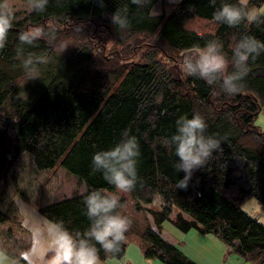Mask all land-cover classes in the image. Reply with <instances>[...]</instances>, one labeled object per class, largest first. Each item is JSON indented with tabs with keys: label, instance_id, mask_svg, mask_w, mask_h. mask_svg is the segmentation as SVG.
Returning a JSON list of instances; mask_svg holds the SVG:
<instances>
[{
	"label": "trees",
	"instance_id": "obj_1",
	"mask_svg": "<svg viewBox=\"0 0 264 264\" xmlns=\"http://www.w3.org/2000/svg\"><path fill=\"white\" fill-rule=\"evenodd\" d=\"M162 1L168 11L160 13L153 12L159 0L144 8L131 0H102L103 6L101 0H49L44 12L31 10L20 17L15 11L14 27L0 50V192L11 185L27 200L18 184L25 178L19 176L21 157L29 159L36 173L60 167L76 188L70 196L38 203V213L62 221L71 231H84L90 223L84 196L101 188L116 191L102 173L92 171V157L128 130L141 151L138 182L128 192L134 208L144 210L143 204L152 203L156 195L161 199L158 209L147 207L151 222L139 237L145 259L197 264L162 235L165 222H170L182 232L194 229L215 237L248 264H264V224L241 208L251 198L264 207V131L255 125L256 117L264 115V74L252 73L264 68V53L250 61L244 87L234 96L187 75L179 62L212 39L224 44L230 59L242 35L264 42V23L229 27L215 22L213 13L221 0L216 7L209 0ZM263 2L249 0L248 7L256 10ZM125 7L130 26L122 30L111 23V15ZM70 27L82 30L78 38L62 39L69 40L68 46L48 42V35H65ZM100 27L106 29L105 45L110 43L107 57L103 46L92 40L93 30ZM35 28L45 35L33 45H21L18 34ZM20 48L47 56V64L39 66V79L25 75ZM130 54L129 62L119 61ZM171 59L182 73L167 62ZM197 112L207 122L206 135L220 139L222 150L194 171L187 189H178L184 173L174 167L175 146L169 141L176 120ZM4 199L6 191L0 203ZM124 201L121 197V205ZM24 232L17 217L0 208V244L18 264H30L21 255L30 247ZM126 246L115 259L123 257ZM100 256L108 258L103 250Z\"/></svg>",
	"mask_w": 264,
	"mask_h": 264
},
{
	"label": "clouds",
	"instance_id": "obj_2",
	"mask_svg": "<svg viewBox=\"0 0 264 264\" xmlns=\"http://www.w3.org/2000/svg\"><path fill=\"white\" fill-rule=\"evenodd\" d=\"M248 2L237 0L236 3H228L221 0L213 13V20L229 27L264 23V15L249 9ZM48 3L49 0H28V6L36 12H44ZM131 3L144 8L151 0H131ZM209 3L216 7L217 0H209ZM14 22L15 9L10 0H0V50L5 49ZM111 23L119 29H127L130 26L127 7L117 9L111 15ZM44 35L42 28L29 29L19 33L18 40L21 45L30 46ZM262 53L264 42L245 34L235 43L229 59L224 52V44L219 39H212L203 48L196 47L188 53L183 58L182 69L187 75L203 79L209 85H219L225 94L234 96L244 87L250 61H255ZM17 55L25 75L30 80L39 79V66L47 64V56L25 53L23 48L18 50ZM207 127L205 117L198 112L191 118L181 116L176 120V131L169 143L175 146L177 162L174 167L177 173H184L183 178L177 180L178 189H187L194 171L203 168L214 153L222 150L220 139L206 135ZM121 137L112 147L97 151L92 157V171L102 173L104 180L116 191L101 188L91 190L84 196L90 222L84 231H71L62 221L45 219L42 224L33 222L29 229L31 247L21 253L22 256L30 255V264H105L100 256L101 250L110 258H115L121 252L132 220L120 211L119 193L131 192L136 187L141 157L137 137L130 135L128 130H124ZM0 264H18L17 260L9 257L2 244Z\"/></svg>",
	"mask_w": 264,
	"mask_h": 264
},
{
	"label": "rangeland",
	"instance_id": "obj_3",
	"mask_svg": "<svg viewBox=\"0 0 264 264\" xmlns=\"http://www.w3.org/2000/svg\"><path fill=\"white\" fill-rule=\"evenodd\" d=\"M15 11L20 13V17L24 16L26 13H29L32 9L28 6V0H10ZM162 10L168 11L167 6H163L160 2L156 3L155 8L153 9L154 13H160ZM74 29H78L75 31ZM92 27H88V30L91 32ZM82 28H73L70 27V30L65 35L54 34L48 35V42L50 44L57 43L64 44L68 46L69 40H62L63 38L75 36L79 37ZM96 30V29H95ZM93 30L92 40L98 45L103 46L104 55L108 56V51L110 52L109 42L107 46L105 41L106 29L104 27L98 28L96 31ZM60 48H64L61 46ZM111 55V54H110ZM138 55V53H137ZM183 57L179 62L183 61ZM133 59L131 54L122 56L119 60L120 62H129ZM176 60V59H174ZM170 60L167 62L171 65H174V68L182 73L180 65L177 66V62ZM177 61V60H176ZM179 69V70H178ZM185 73V72H184ZM255 125H257L261 130L264 131V115L259 114L256 117ZM29 159L27 157H21V165L19 167V176L25 174V178L18 182L19 191L24 195L27 200H24L18 195V193L12 189V186H6L0 192V196L7 192V199H4L0 203V208L8 212L13 219L19 216V222L29 218L31 213H38L37 206L38 203L45 204L55 198H63L70 196L73 189L76 188L75 181H72L68 177L66 172L59 168H54L48 171H41L39 173L34 172L29 165ZM75 182V183H74ZM120 197H124L125 201L122 204L120 211L122 214L127 215L132 220V225L129 231L126 233V249L125 254L120 259L115 258H106L105 260H115L118 261V264H160L156 262V259H145L142 255V248L139 243V237L146 226V222H151L149 214H147V207L152 209H158L161 205V199L159 195H156L150 204H143L145 207L144 210H136L134 208V202L127 193H119ZM242 210L248 213L250 216L257 218L260 222L264 224V207L255 199L251 198L241 205ZM22 225V224H21ZM162 235L168 239L171 243L175 244L186 256L192 259L197 264H248L244 262L240 257L235 255L233 252L229 251L228 246L224 245L221 241L216 239L211 235H203L198 231L192 229L186 232H182L175 228L170 222H165L162 230ZM125 255L133 258V261H130Z\"/></svg>",
	"mask_w": 264,
	"mask_h": 264
},
{
	"label": "crops",
	"instance_id": "obj_4",
	"mask_svg": "<svg viewBox=\"0 0 264 264\" xmlns=\"http://www.w3.org/2000/svg\"><path fill=\"white\" fill-rule=\"evenodd\" d=\"M162 0H159V2H161ZM179 0H164V2H168V3H175ZM163 2V1H162ZM161 2V3H162ZM255 12H260L262 15H264V2L261 4V6L256 9V10H253ZM30 217L27 218L26 220H23L21 222L23 228L25 229V232H24V235L25 237L29 238L30 240V247H31V233H30V227L32 225L33 222H38V223H43V221L45 220V218H43L39 213H31V215H29ZM17 220L19 221V216H17ZM125 257H127L130 261H133V258L129 257L128 255H125ZM24 258L30 262V255H24ZM105 261V264H118L119 262L118 261H115V260H104ZM156 262H159L156 260ZM162 264V263H160Z\"/></svg>",
	"mask_w": 264,
	"mask_h": 264
},
{
	"label": "water",
	"instance_id": "obj_5",
	"mask_svg": "<svg viewBox=\"0 0 264 264\" xmlns=\"http://www.w3.org/2000/svg\"><path fill=\"white\" fill-rule=\"evenodd\" d=\"M253 74H264V68L258 67L252 70Z\"/></svg>",
	"mask_w": 264,
	"mask_h": 264
}]
</instances>
